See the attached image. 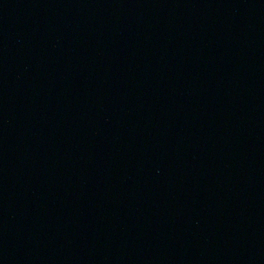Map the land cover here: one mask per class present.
<instances>
[{"label":"water","instance_id":"95a60500","mask_svg":"<svg viewBox=\"0 0 264 264\" xmlns=\"http://www.w3.org/2000/svg\"><path fill=\"white\" fill-rule=\"evenodd\" d=\"M0 264H264V0H0Z\"/></svg>","mask_w":264,"mask_h":264}]
</instances>
